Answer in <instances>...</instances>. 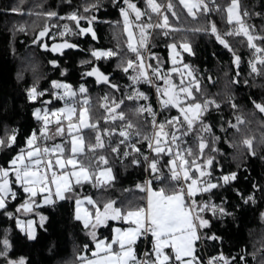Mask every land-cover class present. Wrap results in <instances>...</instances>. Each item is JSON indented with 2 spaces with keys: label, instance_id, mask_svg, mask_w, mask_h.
<instances>
[{
  "label": "snow or ice",
  "instance_id": "obj_1",
  "mask_svg": "<svg viewBox=\"0 0 264 264\" xmlns=\"http://www.w3.org/2000/svg\"><path fill=\"white\" fill-rule=\"evenodd\" d=\"M110 2L123 18L126 51L119 43L108 49L90 47V58L78 61L79 66H89L81 73L82 78L93 77L97 85L106 86L97 101L98 108L84 83L74 87L64 80L51 79L48 87L40 88L41 77L34 74L24 93L33 105L31 115L36 127L23 137L22 144L17 139L18 127L5 128L0 135V152L9 156L6 164L0 165V216L15 222L22 242L35 243L39 241L38 229L47 232L50 219L38 209L49 206L55 212L62 207L61 201L74 204L71 219L79 222L88 240L77 245L74 261L61 264H248L246 250L232 256L222 250L208 255L207 249L223 247L224 237L215 230L217 222L223 226L231 219L235 224L242 206L258 203L257 193L264 200V177L252 180L248 192L235 185L241 173L244 180H249V157L264 163V99L250 95L253 111L246 116L239 111L231 91L218 100V94L202 87L194 67L182 62V53L196 55L186 38L189 32L214 38L231 53V64L237 69L230 82L249 86L248 79H240L242 57L236 51L237 45L246 42L249 75L255 74L251 86L260 77L264 88V3L259 5L261 10H256L257 0H178L187 15L198 20L197 26L184 27L173 0H167L166 5L143 0V9L134 0ZM43 3L40 0L35 5L40 11L29 10L30 15L44 18L43 26L34 32L33 44L61 55L64 49L80 47L68 40L49 46L43 38L51 35V28L58 29L55 35L59 37L90 34L93 41L97 40L92 25L98 17L93 13L103 7V0H83L76 6L73 0H61V5L69 9L64 15L53 8L45 10ZM23 4L25 0H19L4 11L23 14ZM165 12L171 13L175 23ZM133 14L138 22L135 32L130 19ZM214 15L219 16L223 27L218 26ZM143 16L148 20H142ZM253 17L260 18L259 27L251 22ZM58 20L67 22L61 25ZM81 21H87V26ZM32 27H38L36 20ZM25 28L21 24L16 30L25 32ZM157 36L166 38L164 46L172 64L167 70L165 61L151 50L158 46ZM113 38H117L115 33ZM110 58H116L113 72H121L125 84L93 62ZM48 64L59 69L61 77L68 72L57 59H50ZM173 73L179 77L178 82ZM23 80L24 73L18 72L17 81ZM208 80L212 82V77ZM140 85L154 89L155 107ZM53 100L63 102V106L49 108ZM125 100L133 103L126 105ZM37 101L39 107L35 106ZM225 104L232 110L230 118H225ZM253 123L260 128L258 139L249 127ZM56 137H60L59 142H55ZM221 143L232 152H225L219 147ZM229 156L234 169L226 168ZM116 163L125 171L143 170L144 179L134 184L139 195L122 199L112 196L117 183ZM85 185H91L95 196L83 192ZM229 189L239 203L229 205L224 195ZM121 191L128 193L131 189ZM260 217L264 221V211ZM110 221L127 226L118 227ZM102 227L110 228V234L100 233ZM11 232V228L2 230L0 262L30 264L26 256L12 257ZM141 244L145 245L142 252ZM48 251H52L51 246ZM252 256L255 261L256 253ZM258 264H264V252Z\"/></svg>",
  "mask_w": 264,
  "mask_h": 264
},
{
  "label": "trees",
  "instance_id": "obj_2",
  "mask_svg": "<svg viewBox=\"0 0 264 264\" xmlns=\"http://www.w3.org/2000/svg\"><path fill=\"white\" fill-rule=\"evenodd\" d=\"M138 7L144 8L143 0H134ZM158 3H163L165 0H157ZM176 4V11L180 14V24L184 27H194L198 25V20H193L187 15V12L177 0H173ZM245 3L248 0H244ZM40 3V0H25V4L20 5L24 9L23 14L5 12L6 8H10L19 4V0H0V135L4 134L5 128L11 129V127L19 128L18 143H23V137L36 127V121L31 115L32 104L26 101L24 88L26 85H30L33 81V76L38 75L41 77L39 81L40 88H46L49 86L51 79L64 80L74 87H78L80 83H84L89 89V95L91 102L95 105L100 97L104 95L106 86L101 84L97 85L95 80L91 77L84 76L82 78L81 73L88 68V65L79 66L78 61L81 59L90 58V47L108 49L114 48L117 43L121 48L126 51L125 41L127 40L126 34L123 32L122 17L119 14L118 8L114 7L110 0H103V7L98 12L93 13L98 17V20L93 22V28L97 34V40L93 41L90 34L84 36L68 35L65 37H59L55 35L58 31L57 28L50 29V36L43 38V41L49 46L53 43H61L63 40H68L71 43L79 44L78 49H64L63 55L61 53H52L50 50H44L33 44L34 32L39 31V27L43 26V17H35L29 14L31 9L33 12L40 11V8L35 7ZM83 3V0H73V6ZM264 3V0H257V9L261 10L259 5ZM44 9L53 8L59 11L60 15H64L65 11L69 10L66 5H61V0H44ZM200 14L197 16L199 17ZM155 19V14H153ZM213 19L220 25L219 16L214 15ZM36 20L38 27L33 29L32 21ZM142 20L147 21L148 17L143 16ZM67 21L58 20L56 23L64 24ZM170 22L175 23L172 16H170ZM252 23H255L257 27L260 24L259 17H253ZM71 23V22H68ZM26 25L25 32L16 30L19 25ZM82 26H87V21H81ZM74 26V25H72ZM116 35V39L113 35ZM186 38L191 42L196 55L194 57L188 56L187 53H183V63H189L196 70L197 76L201 77V85L207 88L210 94L216 95V99H224L225 94L231 91L235 97V103L239 106V111L246 116L249 112L253 111L249 96L260 100L264 99V88L261 87V78L256 77L255 86L253 84V75H249L250 69L248 68L247 61L250 56V50L246 47V42L243 45H237V54L242 57V63L240 66V79H248L249 86L243 83L234 85L230 82L237 69L231 64V53L223 49L221 45L215 42L214 38H209L203 34L187 33ZM230 40L232 38H229ZM237 39H242L238 37ZM166 38L163 36L156 37V43L158 46L152 47L151 50L160 55L165 61L164 69L167 70L171 67V63L168 60V50L164 46ZM151 47V45H150ZM215 53V56L213 55ZM131 55V54H129ZM50 59H57L60 67L67 68L68 72L64 77L59 74V69H52V66L48 64ZM116 58H110L108 61H95L102 71L105 73H112L113 76L119 79L121 85L126 83V77L121 72H113V67ZM154 64L155 61H152ZM24 73V80L17 81V73ZM212 77V82H209L208 77ZM175 81L178 82L179 77L174 74ZM162 84V81H158ZM141 90L147 91L153 106H156L155 98L152 92V88L147 85H140ZM119 95V94H118ZM49 98V97H45ZM133 102L125 100V104L129 105ZM63 102L53 100L52 104L48 105L49 108L61 107ZM35 106L39 107V101ZM123 107V105H122ZM224 108L225 118H230L232 110L227 104L222 105ZM99 112H103V109H99ZM175 114V110H173ZM260 114L257 113V116ZM104 121L101 119L100 124ZM252 129V135L258 139L260 136L259 125L253 123L249 125ZM86 131V130H85ZM217 133L222 135L221 133ZM225 152L231 153L232 149L228 148L226 144L221 143L219 145ZM9 156L3 152H0V165L6 164ZM226 168L234 169L235 165L231 163V157L229 156L226 162ZM250 178L249 180L243 179V173H241L239 180L235 182L236 187L241 191L248 192L251 190L252 180L259 181L261 177H264V163L259 159L249 157ZM114 172L117 174L116 188H125L126 186H133L137 181L144 179L142 169L128 168L126 171L116 163L114 165ZM91 185H85L83 192L86 194L91 192ZM215 191V190H214ZM121 194V198L127 195H139L135 188L130 192ZM224 195L227 196L229 205L239 203V198L235 193L229 189ZM258 203L255 206H242L241 210L237 213V221L234 224L231 219L227 221L225 225L216 223L215 230L217 233L224 237V244L222 249L209 248L207 249L211 255H215L217 251L222 250L225 255L238 256L242 251L248 253L246 260L248 264H258L262 252H264V221L261 220L260 213L264 211V200L260 198V194L257 193ZM216 202H219V196L215 197ZM18 201H13V204ZM62 207L58 206V209L53 212L49 206L42 207L40 209L45 215L49 216V222H46L47 232H43L38 229L39 241L22 242L19 230L15 227L14 221H8L6 218L0 216V236H2V230L4 228H11V239L13 241L12 257L26 256L30 261V264H61L63 261H74L75 252L78 251L77 245H82L88 238L81 231L79 222L71 219L74 204L61 201L59 202ZM112 224V223H110ZM113 225V224H112ZM99 232L103 235L110 234V228H101ZM90 243V241H89ZM52 247V251L49 252V247ZM252 253H256V260H253ZM90 255V253H88ZM2 264V262H0Z\"/></svg>",
  "mask_w": 264,
  "mask_h": 264
},
{
  "label": "crops",
  "instance_id": "obj_3",
  "mask_svg": "<svg viewBox=\"0 0 264 264\" xmlns=\"http://www.w3.org/2000/svg\"><path fill=\"white\" fill-rule=\"evenodd\" d=\"M178 1V0H177ZM60 141V137H56V140H55V142H59ZM53 141H49V143H52ZM125 188H129V189H133L134 188V185L133 186H126ZM123 188H121V189H119V188H115L114 190H113V192L111 193L112 194V196L114 197V198H118V199H120L121 198V194H124V195H126L124 192H122L121 190H122ZM91 192H88V193H86V194H91V195H93V196H95V190L93 189V188H91V190H90ZM127 196H130V195H127ZM44 207H46V206H44ZM42 208V207H41ZM40 208V209H41ZM40 209H38V211H40ZM22 218H27V217H22ZM36 218V217H35ZM109 223H112L113 225H115V226H121V224H123V223H121L120 221H110ZM125 226V225H124Z\"/></svg>",
  "mask_w": 264,
  "mask_h": 264
},
{
  "label": "rangeland",
  "instance_id": "obj_4",
  "mask_svg": "<svg viewBox=\"0 0 264 264\" xmlns=\"http://www.w3.org/2000/svg\"><path fill=\"white\" fill-rule=\"evenodd\" d=\"M165 3V2H164ZM186 11V10H185ZM195 11V10H194ZM187 12V11H186ZM199 13H197V15H198ZM170 18V17H169ZM130 19L132 20V21H134V23H133V25H132V29H133V31L135 32L136 31V29H135V24L136 23H138V22H136L135 21V17H134V14L133 15H131L130 16ZM122 23H123V18H122ZM182 55H183V53H182ZM170 62V61H169ZM171 63V62H170ZM164 66V65H163ZM171 67H172V65H171ZM170 67V68H171ZM175 73H173L172 75H174ZM140 87V86H139ZM140 89H141V87H140ZM63 106V105H62ZM61 106V107H62ZM66 123V122H65ZM125 197V196H124ZM42 207H44V206H42ZM85 207H87V204H85ZM34 219H36L37 220V222H38V217H34ZM122 223V222H121ZM121 226H124V224H121ZM127 225H125L124 227H126ZM119 227V226H118Z\"/></svg>",
  "mask_w": 264,
  "mask_h": 264
},
{
  "label": "built area",
  "instance_id": "obj_5",
  "mask_svg": "<svg viewBox=\"0 0 264 264\" xmlns=\"http://www.w3.org/2000/svg\"><path fill=\"white\" fill-rule=\"evenodd\" d=\"M166 3H167V0H165L164 4L166 5ZM161 11H165V9H161ZM165 14H167L169 17L171 16V13L165 12ZM152 92H153V95H154V98H155V102H156V105H157V99H156L155 91H154L153 88H152ZM144 247H145V245H143V244L140 245V251L141 252L143 251ZM207 254L211 255L208 250H207Z\"/></svg>",
  "mask_w": 264,
  "mask_h": 264
},
{
  "label": "water",
  "instance_id": "obj_6",
  "mask_svg": "<svg viewBox=\"0 0 264 264\" xmlns=\"http://www.w3.org/2000/svg\"><path fill=\"white\" fill-rule=\"evenodd\" d=\"M92 79H94L93 77H91Z\"/></svg>",
  "mask_w": 264,
  "mask_h": 264
}]
</instances>
